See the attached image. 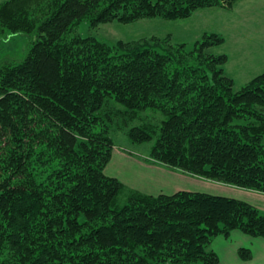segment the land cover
<instances>
[{
    "label": "trees",
    "instance_id": "1",
    "mask_svg": "<svg viewBox=\"0 0 264 264\" xmlns=\"http://www.w3.org/2000/svg\"><path fill=\"white\" fill-rule=\"evenodd\" d=\"M241 0H6L0 41V264H219L217 237L264 239V212L201 192L148 195L106 174L114 134L148 164L264 194V72L235 90L224 39L108 45L90 26L185 20ZM239 258L251 260L249 249Z\"/></svg>",
    "mask_w": 264,
    "mask_h": 264
},
{
    "label": "rangeland",
    "instance_id": "2",
    "mask_svg": "<svg viewBox=\"0 0 264 264\" xmlns=\"http://www.w3.org/2000/svg\"><path fill=\"white\" fill-rule=\"evenodd\" d=\"M4 1L6 0H0V3ZM88 23V21L81 22L70 32V35L93 38L111 46L118 41L139 42L156 36L168 38L172 44L183 43L187 49H192L196 42L202 40L204 34H216L224 39V43L210 51L216 55L227 56L224 69L225 73L233 79L235 90H239L242 85L264 72V0H241L231 9L226 10H198L191 18L185 20L152 18L131 24L112 21L96 26H90ZM29 46L30 39L26 36H16L8 42L0 41V57L5 52L4 57L7 60L20 61L27 55ZM114 142L113 159L129 158L131 163H122L119 171L121 173L115 174L113 171H116L118 166L113 165V160L109 163L106 174L118 175L120 179L132 186V181L136 180L134 176L139 172L136 166L146 163L144 160L148 157L152 142L131 143L121 131L114 134ZM262 143L264 144V138ZM198 182L202 185H213L210 182ZM188 186L186 185V188ZM202 192L213 194L211 191Z\"/></svg>",
    "mask_w": 264,
    "mask_h": 264
},
{
    "label": "crops",
    "instance_id": "3",
    "mask_svg": "<svg viewBox=\"0 0 264 264\" xmlns=\"http://www.w3.org/2000/svg\"><path fill=\"white\" fill-rule=\"evenodd\" d=\"M113 158L114 151L112 153L110 163L114 160ZM129 160V158H115L113 165L118 166V169L113 172L115 174L121 173L119 171L121 170L122 163L130 164L131 162ZM141 166H136L139 172L137 173V175L134 176L136 180L132 181V186L128 185L126 182L120 179L118 175H116L117 177L114 175L109 176L115 177L125 185L148 195H157L161 193L173 194L178 191H191L201 193H205L202 191H211V193H213L212 195L244 201L254 206L258 210L264 212V194L241 190L216 183H213V185L211 186L202 185L198 181L203 180L184 176L182 174L170 171L161 166H156L147 163ZM140 179L142 180L141 183ZM186 185L189 186L186 188ZM211 248L217 254L219 258V264H264L263 238H251L238 231H234L230 234L229 237L215 238L212 242ZM241 248L249 249L251 251V260L244 262L239 258L238 250Z\"/></svg>",
    "mask_w": 264,
    "mask_h": 264
}]
</instances>
